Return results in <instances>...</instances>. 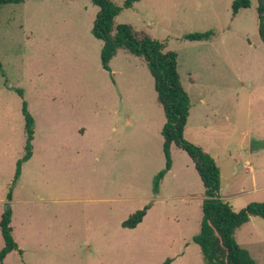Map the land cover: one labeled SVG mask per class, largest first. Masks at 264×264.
<instances>
[{"label":"rangeland","instance_id":"obj_1","mask_svg":"<svg viewBox=\"0 0 264 264\" xmlns=\"http://www.w3.org/2000/svg\"><path fill=\"white\" fill-rule=\"evenodd\" d=\"M232 2L138 0L116 20L177 52L191 101L185 138L213 155L220 194L240 210L264 201V43L258 1L236 16ZM98 11L91 0L0 7V218L12 192L22 249L3 264H206L191 241L204 184L173 142L174 167L153 191L165 166L164 109L142 57L119 49L111 71L102 67L103 41L92 34ZM207 30V40L184 38ZM24 99L36 121L33 156L14 183L25 154ZM149 202L141 223L123 226ZM235 238L264 264V218L251 216Z\"/></svg>","mask_w":264,"mask_h":264},{"label":"trees","instance_id":"obj_2","mask_svg":"<svg viewBox=\"0 0 264 264\" xmlns=\"http://www.w3.org/2000/svg\"><path fill=\"white\" fill-rule=\"evenodd\" d=\"M25 1L0 0V7L9 3ZM91 1L99 7L92 27V34L103 41L102 67L111 71V59L119 49H125L131 54L142 57L154 78L157 99L164 109L166 121L162 127V134L165 138L163 145L165 166L154 177L153 191L159 192L161 181L172 167L171 145L174 142L191 157L205 187L201 228L198 233L192 236L191 241L200 246L206 264H257L250 251L237 242L235 233L250 220L251 216L264 218V201H253L240 210H235L231 203L220 194L221 171L213 155L202 146L185 138L191 101L178 70L177 52L167 49L165 41L152 37L145 29H138L131 23L117 22L116 17L123 8L132 7L138 0H125L123 5H119L113 0ZM257 1L258 30L264 43V0ZM251 5L252 0H233L232 15L236 16L241 9L249 8ZM213 34L212 30L191 32L185 34L184 38L192 41L207 40ZM0 70L3 71L1 60ZM19 93L24 97L23 89H20ZM22 110L25 116V154L17 163L14 183L20 178L22 163L33 155V139L35 138L36 121L25 99L22 102ZM8 199L0 218V231L4 239V246L0 249V264L4 263L5 258L12 251L22 252L13 236L11 225L12 192L8 193ZM151 205L149 202L143 208L136 210L123 221V226L135 228L143 221ZM170 262L171 260L167 259L163 264Z\"/></svg>","mask_w":264,"mask_h":264},{"label":"crops","instance_id":"obj_3","mask_svg":"<svg viewBox=\"0 0 264 264\" xmlns=\"http://www.w3.org/2000/svg\"><path fill=\"white\" fill-rule=\"evenodd\" d=\"M124 50H125V49H124ZM126 51H127V50H126ZM127 52H128V51H127ZM111 60H112V59H111ZM188 119H189V118H188ZM124 120L128 122V118H127L126 116L124 117ZM187 123H188V122H187ZM112 128H113L114 130L116 129L115 126H113ZM185 129H186V128H185ZM32 156H33V155H32ZM32 156H31V157H32ZM27 161H28V160H27ZM192 161H193V160H192ZM25 162H26V161H25ZM194 165H195V164H194ZM173 167H174V161H173V164H172V167H171L170 170H172ZM103 199H104V198H103ZM105 199H106V200H109V199H116V198L106 196ZM118 199H120V198H118ZM13 200H14V198H13ZM202 200H203V199H202ZM11 201H12V200H11ZM11 205H12V204H11ZM12 209H13V213H14V208H13V206H12ZM12 218H13V215H12ZM11 223H12V221H11ZM18 245H19V244H18ZM9 254H10V253H9ZM5 259H6V258H5Z\"/></svg>","mask_w":264,"mask_h":264}]
</instances>
